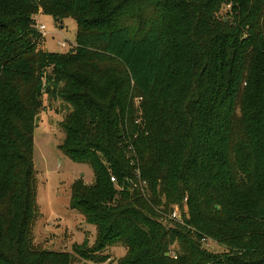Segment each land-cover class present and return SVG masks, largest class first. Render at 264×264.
<instances>
[{"label": "trees", "instance_id": "16d2710c", "mask_svg": "<svg viewBox=\"0 0 264 264\" xmlns=\"http://www.w3.org/2000/svg\"><path fill=\"white\" fill-rule=\"evenodd\" d=\"M40 12L77 22L72 52L41 50ZM45 96L71 108L60 151L95 175L71 208L96 243L72 253L34 243ZM118 246L117 264H264V0H0V264H105Z\"/></svg>", "mask_w": 264, "mask_h": 264}, {"label": "rangeland", "instance_id": "374dc122", "mask_svg": "<svg viewBox=\"0 0 264 264\" xmlns=\"http://www.w3.org/2000/svg\"><path fill=\"white\" fill-rule=\"evenodd\" d=\"M227 10L229 7L226 6L222 9V16L226 15ZM146 14L147 12L144 16ZM38 23L47 28V35L42 36L40 45L43 52L66 54L75 49L78 32L75 20L64 19L57 23L52 16L42 15L40 12L37 17ZM167 40L169 42L168 36ZM63 44L65 47L62 46ZM171 57V48L167 46L165 56L159 62L162 69V85H165L170 78ZM97 60L106 69L112 70L119 67L116 61L105 56L99 55ZM44 83L46 85V79ZM43 100L44 110L38 116L34 133V162L38 179L39 206V217L34 228V243L45 250L72 253L74 245H82L86 242L88 247H93L96 243V227L89 225L80 212L71 208L72 185L82 180L85 185L91 186L95 182V175L90 165L72 162L59 149L64 139L61 123L71 112V108L58 98L52 99L50 96H45ZM111 183L117 190L126 189L125 184L116 180L114 176H111ZM176 208L179 207H175L174 210ZM165 225L168 224L165 223ZM206 248L213 253L225 251L222 246L212 240L206 243ZM105 253L110 256V260L105 264H117L118 260L125 255V250L118 246L107 249Z\"/></svg>", "mask_w": 264, "mask_h": 264}, {"label": "built area", "instance_id": "2783aa9c", "mask_svg": "<svg viewBox=\"0 0 264 264\" xmlns=\"http://www.w3.org/2000/svg\"><path fill=\"white\" fill-rule=\"evenodd\" d=\"M37 30L38 32L42 35V36H46L47 35V28L44 26V25H41V24H37ZM63 47H65V44L62 45ZM115 180V179H113ZM170 220H178V221H181V218H180V210L179 208H176L174 210V213L169 217ZM172 257L174 259H177L176 257V254L175 253H172Z\"/></svg>", "mask_w": 264, "mask_h": 264}]
</instances>
